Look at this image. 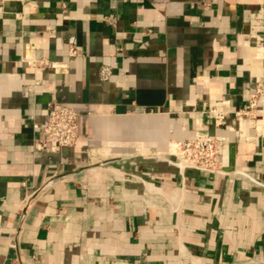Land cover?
<instances>
[{
  "label": "crops",
  "instance_id": "0c3cea01",
  "mask_svg": "<svg viewBox=\"0 0 264 264\" xmlns=\"http://www.w3.org/2000/svg\"><path fill=\"white\" fill-rule=\"evenodd\" d=\"M263 4L0 0V264H264V95L233 115L264 82ZM53 99L81 114L59 151ZM197 134L227 173L172 162Z\"/></svg>",
  "mask_w": 264,
  "mask_h": 264
},
{
  "label": "built area",
  "instance_id": "2783aa9c",
  "mask_svg": "<svg viewBox=\"0 0 264 264\" xmlns=\"http://www.w3.org/2000/svg\"><path fill=\"white\" fill-rule=\"evenodd\" d=\"M264 11V4H263ZM100 76L107 78L109 70L100 67ZM264 95V82L259 83L248 95L247 104L242 109L233 112L234 117L251 118L260 117L263 113L257 103ZM48 116L43 127V137L40 140L42 147L50 146L59 151L65 147L73 146L79 134L80 112L65 102L51 100L47 104ZM203 112L212 116L216 126L228 118V111L220 110L215 105H206ZM91 115L92 112H87ZM220 140L215 135L197 134L191 139L171 140L168 144L167 154L179 170L193 168L198 171L227 173L218 161Z\"/></svg>",
  "mask_w": 264,
  "mask_h": 264
}]
</instances>
